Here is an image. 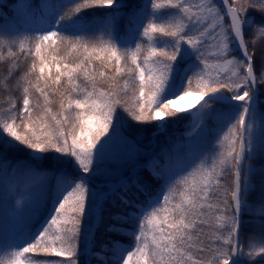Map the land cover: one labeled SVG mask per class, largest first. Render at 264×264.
Returning <instances> with one entry per match:
<instances>
[{
  "label": "snow or ice",
  "instance_id": "6c2138e0",
  "mask_svg": "<svg viewBox=\"0 0 264 264\" xmlns=\"http://www.w3.org/2000/svg\"><path fill=\"white\" fill-rule=\"evenodd\" d=\"M20 7L48 11L41 26L0 34V170L26 174L41 196L0 239V264H264V235L240 236L245 215L264 227V0ZM177 120L217 132L174 174L142 137L124 136L151 126L155 137ZM115 138L131 153L101 188L93 180Z\"/></svg>",
  "mask_w": 264,
  "mask_h": 264
},
{
  "label": "trees",
  "instance_id": "16d2710c",
  "mask_svg": "<svg viewBox=\"0 0 264 264\" xmlns=\"http://www.w3.org/2000/svg\"><path fill=\"white\" fill-rule=\"evenodd\" d=\"M24 1V5H43V4H48L52 5L55 3H67L68 0H3V4L5 5L4 7H0V20L2 19H7V22H11L13 18H17L22 27L27 31L28 29H33L38 26H41L44 23V19L47 16V9H45V18H41L38 15L36 18L33 17V15L28 12L27 14H22V5ZM33 11H36V8L33 7ZM4 14V17L2 16ZM257 16L259 15L258 13L256 14ZM1 27V26H0ZM6 30H8L11 34L14 33V29H12L11 26L9 27H4ZM24 31H19L16 35H22ZM0 34L1 31H0ZM2 35H7V34H2ZM9 36V35H7ZM123 38V36H122ZM251 35L247 36L246 39H251ZM6 65V62L4 65H0V77L3 76V68ZM24 65H22V68ZM260 99H262V105H264V94H261L259 96ZM187 116V114H183ZM188 122L186 120H177L175 122L169 123L166 132L170 131H181L182 129H185L188 127ZM154 129L149 126L148 130L143 131L141 133H137L134 129L128 128L127 126L125 127L124 133L126 135L130 136L131 138H140V143L143 144L144 142H148L149 136L151 135L152 131ZM212 136L209 135L207 142L205 143V147L208 149L212 146L211 141ZM183 141V145L181 142ZM156 142H158V148L159 150L165 152L167 156L169 157L168 160H162L160 161L159 168L163 169L164 172L169 173V174H174L176 172H179L182 170L184 165H189L187 162V158L189 156H193L195 154H198L201 152L200 148L203 147V143L200 141L196 144H193L191 147H188L187 144L188 142L186 141V138L184 136L181 137H176L174 135L166 136L162 133L157 135L156 137ZM187 143V144H186ZM176 144H181V145H176ZM192 144V143H191ZM182 155V158H178V156ZM199 155V154H198ZM176 158V159H175ZM257 165L262 163V161L257 160L255 162ZM3 167H7V165H4ZM187 167V166H186ZM145 176H147V173H144ZM104 177L97 176L94 181L96 180H104ZM33 180L27 176L26 174H13L9 173L8 175H5L2 170H0V199L2 196H4L5 193H9L10 187H13L15 185L20 186L21 184H30ZM255 181V190L252 191L249 194V202L250 204L255 208L260 205L261 203V197H262V191H261V178L257 175L254 177ZM159 181H154L153 182V187L158 184ZM36 186V183L33 184ZM157 186V185H156ZM38 189V188H37ZM39 190V189H38ZM41 193L38 192L37 197L40 198ZM50 199V198H49ZM8 214V215H7ZM0 215L2 216H9L11 215V212L9 209L6 210H1L0 206ZM255 235L256 237H259L260 235H264V227L261 226V217L257 215H245L243 217V224L241 228V239L245 242L249 241V238ZM107 239L106 235H101V233H98V244L100 240ZM98 246V245H97Z\"/></svg>",
  "mask_w": 264,
  "mask_h": 264
},
{
  "label": "rangeland",
  "instance_id": "374dc122",
  "mask_svg": "<svg viewBox=\"0 0 264 264\" xmlns=\"http://www.w3.org/2000/svg\"><path fill=\"white\" fill-rule=\"evenodd\" d=\"M225 23H227V21H225ZM259 108L261 110L260 105H259ZM124 136H126L125 133H124ZM151 136H149V139ZM128 138L131 139L130 137ZM149 139H148V142H144L141 146L142 147L149 146ZM181 144L183 145V141L181 142ZM181 144H176V145H181ZM130 153H131V147L126 142V140L124 138H115L111 143L107 145L105 149V154L101 161V174L98 176L110 178V179L115 178L114 176H110L109 174L115 173L116 170H124L123 166L125 162L127 161V158L130 155Z\"/></svg>",
  "mask_w": 264,
  "mask_h": 264
}]
</instances>
